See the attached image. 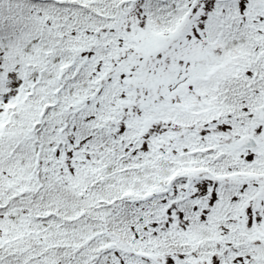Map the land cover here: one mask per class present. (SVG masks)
<instances>
[{
  "label": "snow or ice",
  "instance_id": "6c2138e0",
  "mask_svg": "<svg viewBox=\"0 0 264 264\" xmlns=\"http://www.w3.org/2000/svg\"><path fill=\"white\" fill-rule=\"evenodd\" d=\"M0 264H264V0H0Z\"/></svg>",
  "mask_w": 264,
  "mask_h": 264
}]
</instances>
